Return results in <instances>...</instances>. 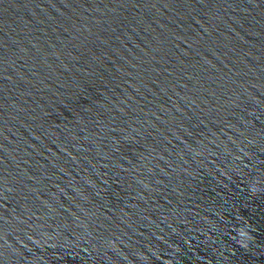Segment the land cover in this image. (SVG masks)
Returning <instances> with one entry per match:
<instances>
[{"label": "water", "instance_id": "95a60500", "mask_svg": "<svg viewBox=\"0 0 264 264\" xmlns=\"http://www.w3.org/2000/svg\"><path fill=\"white\" fill-rule=\"evenodd\" d=\"M0 264H264V0H0Z\"/></svg>", "mask_w": 264, "mask_h": 264}]
</instances>
